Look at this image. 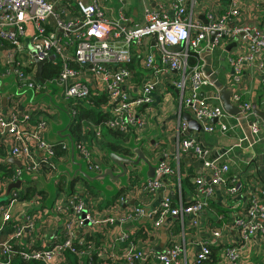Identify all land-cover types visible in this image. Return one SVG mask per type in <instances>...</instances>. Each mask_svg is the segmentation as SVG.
I'll return each instance as SVG.
<instances>
[{
  "label": "built area",
  "instance_id": "2783aa9c",
  "mask_svg": "<svg viewBox=\"0 0 264 264\" xmlns=\"http://www.w3.org/2000/svg\"><path fill=\"white\" fill-rule=\"evenodd\" d=\"M191 1L169 0V10L165 9L164 4L149 7L145 9L141 23L129 26L130 19L124 4L126 0L117 1L123 4L117 15L111 0H0V57H4V66L7 67V71L0 74V79L9 77L13 70L17 82L36 94H44L43 90H47L44 85L50 83L62 89L64 101L86 106H92L90 96L93 87L100 94L107 96L109 101L101 110L110 115L99 125L90 123L94 136L101 139L102 128L105 126L124 135L133 133L135 140L141 141L148 128L141 111L146 109L150 112L154 105V94L160 85L158 74L175 70L181 74V79L171 84L178 91L180 107L185 106L190 110L201 124L204 133L218 132L225 135L235 129V126L229 123L230 119L249 121L254 115L251 106L243 102L236 91L232 102L240 110L237 117L226 112L221 102L215 103L202 96L205 88L215 87L211 77L202 70L200 55L204 50L203 44L213 33L217 36L214 39L215 49H225L226 40L239 41L241 37L244 39L243 51L231 62L232 74L229 84L236 86L245 66L257 64L259 69H262L260 58L264 54V32L248 26L230 27V24L239 20L242 15L238 0H228L227 6L220 14L211 6L205 16L207 24L194 21L189 15L188 7ZM194 1L196 0L192 2ZM258 1L259 6L264 8V0ZM146 40H153L155 46L149 49L142 60V68L148 74L142 85L137 86L128 65L133 59L132 48L140 47ZM191 51L200 57L199 63L193 67L189 66ZM36 57L60 62L59 75L49 82L46 80L44 85L35 81L33 78H36ZM52 58L54 60H51ZM71 63H75L77 67ZM157 64L160 68H157ZM15 100L17 99H10L5 106L0 93V145L9 146L11 157L19 160L22 165L8 181L13 184L28 175L43 176L51 182L57 177L59 158L53 148L55 144L46 140L48 123L43 119L37 121L38 119L33 117L37 111L40 114L48 111L49 107L44 106L47 104L45 102H36L32 110L25 112L20 110V103ZM70 112L74 118L76 113L71 110ZM178 114L181 115L182 112L179 111ZM33 120L36 123H32ZM186 127L187 125L183 124L184 130ZM181 133L179 130L176 158L191 155L203 160L204 171L210 180H205L201 175L194 178L196 198L191 204L175 207L169 199H165L154 213L157 228L168 217L183 220L187 216L192 217L193 226L198 227L201 216L211 204L214 188L229 184L232 194L240 188L235 179L229 180V163L209 159L208 151L198 147L195 139L182 138ZM251 133L262 143L264 152V121L252 122ZM60 145L67 149L66 144ZM91 146L88 142L74 140L78 158L86 162L88 170L100 172V167L94 164ZM163 157L157 165L155 178L143 183V194L156 193L163 187L167 177L174 176L175 170L171 165L174 157ZM8 181L0 182L1 198L6 195ZM19 192L12 190L9 205L0 208L2 228L12 224L13 230L6 239L0 240V253L3 256L0 264H11L12 258L17 254L13 248L14 244L20 245L22 240L29 239L40 219L34 213L23 222H13L11 211L20 199ZM37 201L38 199H34L30 205H36ZM126 202V197H121L119 205L113 206L110 211L104 213V218L100 219L98 212H89L85 201L78 195L62 197L54 210L64 217V234L56 238L48 248L35 249L25 246L27 249L20 252L21 257L26 261L36 260L43 264H68L66 252L70 251L76 254L80 261L88 257V264H100L94 260L92 252L95 248L91 244L92 241L87 236L82 238L80 233L86 221L98 228L100 224L126 223L144 216L142 207L117 215L120 204ZM84 211L88 213L86 218L82 219ZM231 221L244 243L255 238L264 247V200L251 199L245 211ZM231 228L232 225L209 227L206 232L207 240L201 244L194 264H202L210 258L212 248L215 247L222 248L220 264H244L240 249L228 242L227 234ZM2 230L0 229V232ZM128 238V235L121 237V241L127 244L121 255L101 250L97 253L98 259L103 264L108 261L112 264H184L185 249L172 233L167 247L160 253L146 254L134 241H128ZM76 243L86 246L87 251H78L75 248Z\"/></svg>",
  "mask_w": 264,
  "mask_h": 264
},
{
  "label": "crops",
  "instance_id": "0c3cea01",
  "mask_svg": "<svg viewBox=\"0 0 264 264\" xmlns=\"http://www.w3.org/2000/svg\"><path fill=\"white\" fill-rule=\"evenodd\" d=\"M192 1L188 7L189 15L194 21L200 22H204L203 17L206 16V13L211 6L216 8L217 14L222 13L224 11L223 8L227 6V2H224V4L221 0ZM258 2V0H238L242 15L239 20H234L232 24H230V27L234 28L240 25L248 26L264 32V8L260 7ZM124 4L130 19L129 26L141 23L143 13L147 8H154L164 4L165 9L169 10L171 5L169 0H126ZM120 5L122 6L123 4ZM113 9L117 15L120 8L113 6ZM216 37V34L210 36V38L203 44L204 50L200 55L201 58L198 57L201 59L202 70L206 75L211 77L215 86L214 88H205L202 92V96L215 103L221 102L224 107V95L221 88L231 92V102L232 96L236 91V93L241 96L242 101L251 106L254 116L251 117L249 121H238L237 118L236 121L230 119L229 123L234 125L235 129L225 135L218 132H215L214 134L204 133L202 129L200 132L197 130H189V124L184 119V115L190 114L196 122L198 121L188 108L185 106H183V108L180 107L178 91L171 84L173 81L180 80L181 74L175 70H166L161 74H158L160 85L154 94V105L151 107L150 112L146 111V109L141 111V115L148 123L147 132H145V141L148 142L147 145L152 151H156L157 161L156 163H152L153 165H159L165 155L174 157L171 160V165L175 170V174L172 177H167L163 182V187L156 193L150 195L143 194L141 190L143 183L148 179L147 174L146 176H141L138 185H132L128 181L127 186H125L120 181H117L116 184L119 188V193L121 190H124V192L121 193V197H126L127 199L125 204H120V209L116 212L117 215H122L133 208L142 207L144 210V216L138 219L129 220L126 223L115 222L113 225L100 224L98 228H95L97 226L94 225H84L80 236L82 238H87L88 236L92 238L91 244L95 248L94 254L103 250L109 254L121 255L127 245L121 241L123 235H128V241H134V243L146 254L160 253L167 247L170 234L172 233L185 249L186 259H184V264L185 261L186 264H194L195 259L200 252L201 244L207 240L206 232L208 228H220L223 225H232L231 231L227 234L228 242L230 245H236L240 249L243 263L264 264V247L262 244L255 238L244 243L241 240L238 231L233 228V223L231 221L245 211V208L249 205L251 199L259 198L264 200L263 146L262 143L258 142L257 138L251 133L252 122L264 121V54L260 58L262 69H259L257 64L245 66L238 83H236V86H232L229 84V77L232 74L231 62L235 56L243 51L245 47L244 39L241 37L239 41L238 39L232 41L226 40L224 42V46H227L225 49H215L214 39H216ZM234 42L237 43L236 46L228 49L229 45ZM139 46L140 47L132 48L134 59L132 63L133 67H130V64L128 65L134 76V83H136L137 86L142 85L147 78L148 72L142 68L141 63L149 49L153 48L155 44L153 40H146ZM198 60L199 59L196 60V64L199 63ZM0 63L2 66L5 65L4 57H0ZM157 68H160L159 64H157ZM11 72V75L15 76L13 70ZM136 74L139 76L136 77ZM15 81L17 87L21 89L22 85L17 82L16 78ZM91 90L97 91L93 87ZM20 91L19 94H15L13 91H4V89L0 88V93L3 99L7 98L9 102L10 99L15 98L17 99L15 101H19L21 111L29 112L34 106H36L35 103L41 99L43 101H41L40 104L44 102L47 103L44 106L49 107V110L41 112L40 114L39 111H37L33 117L38 119L37 121L43 119L48 123L46 133V140L48 142L51 144L64 143L67 145L66 150L62 148L66 151V154L58 157L59 160L57 164L59 170L57 177L51 181L54 183L56 189L55 197L49 192V184H47V181H42V178L40 177L26 175V177H30L31 180L24 181L22 178V189L32 185L37 190L45 192V198L43 200H38L36 205H30L31 201H21L19 199V201L14 204L11 211L13 222H23L27 217L32 216L34 213L38 215L40 219L36 223L34 232L29 239L22 240L20 245L28 246L29 248L42 249L50 247L56 238H59L64 234V217L62 214L55 211L54 207L62 197L70 196L69 194L72 190L71 184L75 180L77 182L75 184L74 192L80 199H84L88 203L90 199L96 203H100L101 212L98 211V217L100 219L104 218V213L106 214L110 211L111 207L116 205V202H119L120 199L116 200L119 193L112 198H105L103 194L93 195L86 189L87 181L82 180L83 178L80 176L73 179L72 176L74 172L79 169L77 166L79 163L77 162L81 159L78 158L76 149H72V142H70L67 137L69 134L72 135L70 131L72 122L69 121L66 130L62 129L64 123L58 110L59 108L54 106L49 99L51 97L53 102L54 98L61 101L62 89L54 88L52 91L47 89L43 90L42 93L44 94H36L32 92L31 95H29L28 92L23 93V90ZM66 103L68 107L70 101ZM48 104H51L52 107L47 106ZM179 111L182 112L181 115L178 114ZM66 112L70 118L71 112L69 107ZM56 117L58 118V125L53 126L51 121ZM183 124L187 125L185 130L183 129ZM82 130L85 133L84 135H86L83 140L87 142L90 141V144L92 145L94 164L100 167V172H98V174H101L103 171L101 167L104 164L105 159L107 160L106 156L110 160L109 154L112 152L110 151L111 148L105 149L103 144L107 147L108 143L113 142V140H111L112 137L103 135L102 142H97L96 146H94L91 126H88L87 124L85 126V122H83ZM179 130L182 132V138H193L196 140L198 147L208 151L209 159H218L221 162L229 163V180L235 179L240 188L235 194H232L229 191V184L214 188V195L211 204L201 216L198 227L193 226V218L187 216L183 220L177 217H168L164 223L157 228L153 218L154 213L160 208L165 199H169L175 207L191 204L196 198L193 183L194 178L201 175L205 180H210L209 175L204 171L203 160L191 157V155H184L180 158H176L178 151L177 135ZM134 136L133 133L130 134V137L135 139ZM129 140L131 139H127V142H129ZM143 153L148 157L144 151ZM118 154L136 158V155L133 153L131 155H125L123 153ZM9 158H11L9 146L1 144L0 162L10 164L11 166L9 168L14 171L13 175H15L20 168L15 164L9 163ZM73 159L75 160V163L73 162ZM61 166L65 167L66 170H62ZM145 167L146 166L142 163L140 171L143 172L142 169ZM106 168H112L114 174L121 173L120 169L112 162L110 165H107ZM128 170L127 179L131 174L130 166L128 167ZM134 170L135 168L133 171ZM9 182L10 181H8V183ZM57 182L61 183V191L59 193L56 185ZM22 189L20 190L21 192ZM85 190L87 193L84 192ZM108 190L111 191L113 188L109 186ZM88 194H90L89 197L86 196ZM2 227V222H0V229H3L0 232V240L6 239L11 232H13L11 226L10 228ZM165 234H167L168 240L164 244L163 238ZM0 258L3 259L1 253ZM120 264L125 263L121 262Z\"/></svg>",
  "mask_w": 264,
  "mask_h": 264
},
{
  "label": "trees",
  "instance_id": "16d2710c",
  "mask_svg": "<svg viewBox=\"0 0 264 264\" xmlns=\"http://www.w3.org/2000/svg\"><path fill=\"white\" fill-rule=\"evenodd\" d=\"M224 2H227L228 4V0H221ZM225 4V3H224ZM198 59L197 54H195L194 52H190V57H189V66L193 67L197 62L196 60ZM134 59L129 63L130 67L133 63ZM74 67H77V65L75 63H71ZM5 71H7V67L2 66L0 63V74L4 73ZM61 71V65L60 62H54V61H49L48 63H46L44 65L43 68V77L45 78V80H47L48 82L51 81L52 79L56 78L59 73ZM136 77H138L139 75L136 74ZM35 81H37L39 83V81L37 80V78H33ZM108 98L106 95L100 94L98 91H91V96H90V102L92 103V106H86V105H81V104H77L75 102H70V104L68 105V107L70 108L71 111H74L76 113L75 117L73 118V122L70 126V131L71 134L75 140V142H84L86 135H84V132L82 130V123L85 121H88L90 123H93L94 125H99L101 123H103L104 121H106L110 115L104 111H102V106L106 105L108 103ZM32 123H35V121H31ZM109 132L111 133L110 135H112V137L114 138H123V139H128L129 135H124L121 134L119 132H115L112 130H109ZM102 139H97L94 134H93V145L96 146L97 142H102ZM87 142V141H85ZM90 143V141L88 142ZM56 151L57 156H61L63 154H66V151H64L61 147L60 144H55L53 147ZM107 149L111 148L110 151L114 152V153H123L125 155H131L132 154V150L130 148H122V146L120 145V143H116V142H112V143H108L107 144ZM11 165L7 164V163H2L0 162V182H7L8 180H11L13 178V173L14 171L12 169H10ZM84 180V179H82ZM85 181V180H84ZM76 180L71 184V193L69 195L71 196H75L76 193L74 192V188H75V184H76ZM10 184V183H9ZM8 184V187H9ZM11 185V184H10ZM57 190L58 193L61 191V183L57 182ZM1 190V187H0ZM124 190H121L118 197L116 198V200L121 198V193H123ZM1 193V191H0ZM46 193L41 191V190H37L36 188H34L32 185H29L28 187L22 189V192H19V198L21 201H32L34 199H38V200H43L45 198ZM90 194L86 195L87 197H89ZM97 195V194H96ZM93 196V195H92ZM94 197V196H93ZM84 200V199H83ZM87 208L89 210V212H101L100 209V203H96L93 200H89V203L86 202V200H84ZM9 205V202H0V208ZM97 208V209H96ZM110 208V207H109ZM108 209V208H106ZM105 209V210H106ZM107 211V210H106ZM1 218H2V214H1V210H0V222H1ZM10 226L12 227V224H10L9 226L7 225V228H10ZM12 229V228H11ZM88 239L92 241V238L88 236ZM14 251L17 252V254L14 255V257L11 260V264H43L42 262L36 261V260H29L26 261L24 260L21 255L20 252L26 250L27 248L25 246L22 245H15L14 244ZM75 248L78 251H87V247L86 246H80L79 244H75ZM95 251L93 250L92 254H94ZM221 254H222V248H212V256L210 258H208L205 262H203L202 264H220L221 262ZM66 257H67V262L68 264H88L90 262V259L88 257H85L84 259H82V261L79 260V258L77 257L76 254L68 251L66 252ZM0 260H3L0 258ZM94 260L96 261V263H100L103 264V262L101 260L98 259L97 254H94ZM107 264H112L111 261H108Z\"/></svg>",
  "mask_w": 264,
  "mask_h": 264
},
{
  "label": "rangeland",
  "instance_id": "374dc122",
  "mask_svg": "<svg viewBox=\"0 0 264 264\" xmlns=\"http://www.w3.org/2000/svg\"><path fill=\"white\" fill-rule=\"evenodd\" d=\"M111 1L114 2L113 6H115L117 8H120L121 7V5L118 4V2H117L118 0H111ZM14 77L15 76H12L11 75V76L7 77L6 79H0V88L1 89H4V91H13L15 94H19L21 92L20 90H23L22 91L23 93H27L28 92V94L31 95L32 92H33V90H28L27 88H23V87L21 89H19V87H17V83H16ZM44 86L49 91H52V89H54V88L58 89L55 85H51L50 83H48L47 85H44ZM49 99L51 101V97ZM63 99L64 98H62V100L60 101V100H58V99L56 100V98H54V102L52 103V101H51V103L54 106H57L59 108L58 110H59V112H60V114L62 116V121L64 123V126H63L62 129L66 130L67 129V125H68V123L70 121V118L68 116V113L66 112V110L68 109L67 103ZM70 117H72V115H70ZM57 121H58V118L57 117L56 118H53V120L51 121L52 125L53 126L54 125H58V122ZM86 124L88 126H90V122L85 121V126H86ZM102 131H103V135H108V136L112 137V135H110L111 133L109 132V129L106 128L105 126H103ZM128 139H131V140H129V142H127V139H123V138H120L119 139V138H115V137L114 138L112 137L111 140H113V142L120 143V145L122 146V148H134V147L141 148L148 155L149 158L148 157L147 158L149 159V161L151 163H156V161H157L156 151H152L148 147V145H147L148 142L145 141L146 134L142 136V140L141 141H136L134 138H131L130 135H129V138ZM103 147L106 149V145L103 144ZM77 153L78 152H76V154ZM101 157H103V156H101ZM106 158H107V160L105 159V162H104V164L101 167L102 169H105L106 166L107 165H110V163H111L107 156H106ZM78 163L79 164H82L84 171L87 172V174L89 176H91V177L98 176V172H94V171L88 170L87 164H86V162L83 159H81ZM140 167H141V165L139 167L135 168L134 171H133L134 168L133 167H130L131 174L128 177V179L126 177H124V178H122V179H120L118 181H120L121 183H123L125 186H127L128 181L132 185H138L139 184V181L141 180V176L142 175L143 176H146V174H147V167H145V168L142 169L143 172L140 171ZM64 169H65V167H62V170H64ZM40 178H42V181H47V184H49V192L51 193V195L53 197H55L56 189H55L54 183L48 181L47 178H45L43 176L40 177ZM129 178H130V180H129ZM23 180L24 181H30L31 178L30 177H26V175H24ZM116 182L114 180H112L111 178H107L103 182H96V181L88 182L87 181L86 189L90 193H92L93 195L94 194H103L105 198H107V197L108 198H112L113 196H116L119 193V188L117 187ZM109 186L112 187L113 190L109 191L108 190V187ZM7 192H8V190H7ZM7 192H6V195L3 198L0 197V202H2V201L7 202V203L9 202L10 196L7 195ZM84 192L87 193L86 190ZM117 205H119V202L118 201L116 202V205H113V206H117Z\"/></svg>",
  "mask_w": 264,
  "mask_h": 264
},
{
  "label": "water",
  "instance_id": "95a60500",
  "mask_svg": "<svg viewBox=\"0 0 264 264\" xmlns=\"http://www.w3.org/2000/svg\"><path fill=\"white\" fill-rule=\"evenodd\" d=\"M203 21H204L205 24H207V20H206L205 17H203ZM215 34L216 33H213V35H215ZM236 44L237 43H235V42L232 43L231 45H229V48L228 49L234 48L236 46ZM51 60H54V58H52ZM48 62H49L48 59L41 60V59H39L37 57L35 58V63H36V66H37L36 78L43 85L46 84V80L43 77V68H44V65L46 63H48ZM221 90H222V93L224 95L223 102H224V109H225V111L228 112L231 115H234V116L239 115V113H240L239 108L237 106H235L231 102V92L230 91H226V90H224L222 88H221ZM41 101H43V100L42 99L41 100H38V102H41ZM7 103H8V99L7 98H4L3 99V104L6 106ZM52 103H53V101H52ZM184 119L189 124V130H197L199 132L201 131V129H202L201 128V125L198 122H196L191 117L190 114H185L184 115ZM70 121L73 122V118L72 117H70ZM71 136L72 135H70V134L67 135V137L70 140V142H72V149L75 150V147H74V138H73V136L72 137ZM130 149L132 150V153L136 155V158L122 156V155H120L118 153H114V152H111L109 154V157H110L111 162L115 166H117V168L120 169V171H121L120 174H114L112 168H105V169H103V171H102L101 174H98V176L91 177V176H89L87 174V172L84 171V169L82 167V164H77V166L79 167V169L74 172V174L72 176L73 179H75L78 176H80L81 178H83L85 181H88V182H93V181L103 182L107 178H111L112 180H114L116 182V181H118V180H120V179H122L124 177H127V174L129 172V170H128V167L129 166L130 167H133V168H137L142 163L147 167V178H148L147 180L154 179L155 176H156V171H157L158 166L157 165L156 166L153 165L149 161V159L145 156V154L143 153V151H142L141 148L134 147V148H130ZM8 162L17 165L19 168H22L21 162L19 160L15 159V158H12V157L9 158L8 159ZM73 162L75 163V160L74 159H73ZM22 185H23L22 180H17L15 183L11 184L8 187L7 195L9 196L12 190H18V191H20L22 189ZM87 213H88L87 211H84L83 212L82 219H85L86 218ZM86 225H91V223L88 222V221H86ZM167 240H168V236H167V234H165V236L163 238V243L165 244L167 242Z\"/></svg>",
  "mask_w": 264,
  "mask_h": 264
}]
</instances>
